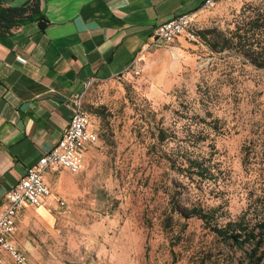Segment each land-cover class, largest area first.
Here are the masks:
<instances>
[{
  "label": "rangeland",
  "instance_id": "374dc122",
  "mask_svg": "<svg viewBox=\"0 0 264 264\" xmlns=\"http://www.w3.org/2000/svg\"><path fill=\"white\" fill-rule=\"evenodd\" d=\"M258 13L264 0H218L196 15L194 30L228 35ZM185 44L176 73L84 90L98 142L69 184L51 188L65 207L51 208L38 230L33 264H245L244 250L178 209L198 203L234 219L264 204V69L212 52L198 36ZM188 155L213 159L218 181L189 178Z\"/></svg>",
  "mask_w": 264,
  "mask_h": 264
},
{
  "label": "crops",
  "instance_id": "0c3cea01",
  "mask_svg": "<svg viewBox=\"0 0 264 264\" xmlns=\"http://www.w3.org/2000/svg\"><path fill=\"white\" fill-rule=\"evenodd\" d=\"M47 20L42 29L28 22L0 36V208L28 167L50 152L74 111L73 96L85 83L109 82L152 44L153 29L182 13L202 12L204 0H37ZM32 0H3L25 8ZM187 43L179 38L152 47L143 57L140 84L154 75L176 73ZM165 83V82H164ZM70 173L49 171L45 181L59 189ZM52 192V191H51ZM53 192L40 208L22 209L9 241L29 264L40 255L37 233L52 221L46 208L58 209ZM63 201V200H62ZM60 209V208H59ZM3 264H16L3 253Z\"/></svg>",
  "mask_w": 264,
  "mask_h": 264
},
{
  "label": "trees",
  "instance_id": "16d2710c",
  "mask_svg": "<svg viewBox=\"0 0 264 264\" xmlns=\"http://www.w3.org/2000/svg\"><path fill=\"white\" fill-rule=\"evenodd\" d=\"M32 21L37 22L42 29L47 24L37 0H32L25 8H9L4 6L3 0H0V36ZM208 34L210 33L200 31L196 36L201 38L212 52L233 51L250 65L264 69V13L247 17L228 35L213 33L214 35L208 37ZM122 77L124 76L117 78ZM92 115L102 116L99 111L92 112ZM157 132V140L164 142L163 131L159 129ZM184 160L189 178L195 176L202 181H218L220 167L209 156L188 155ZM178 213L185 220L191 218L201 220L220 242L244 250L245 264H264V204H249L234 219L218 213L217 207L206 208L198 203L178 209ZM221 218L224 220L222 221Z\"/></svg>",
  "mask_w": 264,
  "mask_h": 264
},
{
  "label": "built area",
  "instance_id": "2783aa9c",
  "mask_svg": "<svg viewBox=\"0 0 264 264\" xmlns=\"http://www.w3.org/2000/svg\"><path fill=\"white\" fill-rule=\"evenodd\" d=\"M218 0H204L202 9H212ZM197 13H182L166 22L157 25L152 31V44H145L139 56L118 76H132L139 78L143 70V57L152 48L163 44H170L182 38L187 42L196 41L194 30ZM94 83L89 80L84 90ZM84 90L73 96L74 111L69 123L62 133L55 147L44 154L19 179L5 197L4 207L0 208V264H3V253H6L16 264H29L18 249L9 241V237L16 230L17 214L27 206L40 208L52 196L50 187L45 181L49 171L66 170L72 175L82 171L86 151L97 142V134L91 129L90 117L84 108ZM57 206L65 207V202L57 200ZM51 212V208H46Z\"/></svg>",
  "mask_w": 264,
  "mask_h": 264
}]
</instances>
